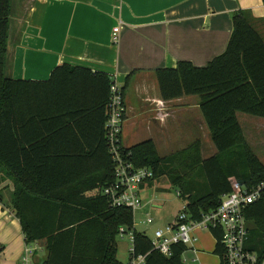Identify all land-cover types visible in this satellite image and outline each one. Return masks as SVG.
Listing matches in <instances>:
<instances>
[{"label": "trees", "instance_id": "1", "mask_svg": "<svg viewBox=\"0 0 264 264\" xmlns=\"http://www.w3.org/2000/svg\"><path fill=\"white\" fill-rule=\"evenodd\" d=\"M11 17L12 0H0V202L10 182L11 207L26 243L45 241L42 264H122L118 237L127 227L135 232L136 253L148 255L146 264H186V247L174 246L171 258L152 251L151 240L135 229L133 211L111 208L100 193L114 182L106 129L112 79L66 64L47 81L6 76ZM258 21L250 11L236 12L225 53L206 68L179 62L176 69L155 71L164 101L200 97L215 155L205 158L199 141L164 157L152 140L126 148L137 167L154 172L142 189L166 175L194 221L215 211L223 195L264 183V163L237 116L264 119V37ZM245 215L252 224L248 247L264 259V188ZM213 234L220 239L219 231ZM221 253L217 245L214 254Z\"/></svg>", "mask_w": 264, "mask_h": 264}, {"label": "crops", "instance_id": "2", "mask_svg": "<svg viewBox=\"0 0 264 264\" xmlns=\"http://www.w3.org/2000/svg\"><path fill=\"white\" fill-rule=\"evenodd\" d=\"M241 10L259 19L255 26L264 37V0H12L6 76L47 81L63 64L106 74L123 91L126 148L152 140L161 156V150L187 149L199 141L207 158L217 148L200 97L164 101L155 71L176 69L179 62L206 68L225 53L233 15ZM239 122L248 143L249 134L264 140L263 121L243 117ZM6 185L10 189L0 202V264H20L26 236L11 207L12 184ZM197 236V252L184 255L187 264H221L212 234ZM206 238L214 242L213 250L204 247ZM35 245L33 264H42L48 256L45 241Z\"/></svg>", "mask_w": 264, "mask_h": 264}, {"label": "built area", "instance_id": "3", "mask_svg": "<svg viewBox=\"0 0 264 264\" xmlns=\"http://www.w3.org/2000/svg\"><path fill=\"white\" fill-rule=\"evenodd\" d=\"M119 27L114 29L113 41H119ZM106 129L109 153L114 164V182L100 192L105 196L110 207L127 208L133 213L143 206L142 186L154 180V172L150 168L137 167L132 155L123 144V126L126 119V106L122 89L115 84L111 87V97L106 108ZM264 183L256 188H243L239 192L223 195L219 207L202 215L201 220L194 221L187 213L186 207L176 216L174 222L157 228L151 241L152 251L171 258L174 246H184L187 252L195 249L199 242L198 234L211 233L215 239V248L221 247L218 255L221 264H264L258 253L248 247L251 222L245 212L249 205L261 197ZM179 195V193H178ZM148 225L154 223L153 218L147 220ZM219 231L220 239L215 238L213 231ZM135 232L121 227L119 236L129 240V261L126 264H146L147 256L136 253ZM36 246L26 243L25 254L20 264H33ZM186 252V253H187ZM184 262L188 261L184 257ZM196 262V261H194Z\"/></svg>", "mask_w": 264, "mask_h": 264}, {"label": "rangeland", "instance_id": "4", "mask_svg": "<svg viewBox=\"0 0 264 264\" xmlns=\"http://www.w3.org/2000/svg\"><path fill=\"white\" fill-rule=\"evenodd\" d=\"M237 116L239 119L248 117L256 121L264 122L263 119L250 115L247 116L246 114L238 113ZM248 141L257 156L264 159V140L262 138L257 139L252 134H249ZM180 150L182 149H167L168 153H164L165 151L161 150L160 154L161 157H164ZM202 151L207 153L206 149H202ZM141 193L143 206L134 212V226L138 233H145L152 241L155 230L174 222L176 216L185 208V204L178 197L179 189L171 186V182L166 175H161L158 181H154L151 186L148 185ZM149 218L154 219L152 225H148L147 223ZM213 243L210 238L204 239V247L207 250H213ZM118 258L122 264H126L129 261V240L127 237H118Z\"/></svg>", "mask_w": 264, "mask_h": 264}]
</instances>
